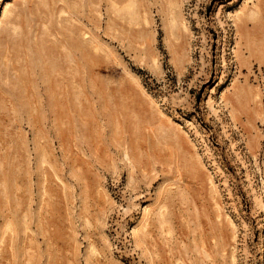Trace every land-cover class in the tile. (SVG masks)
Masks as SVG:
<instances>
[{"label": "rangeland", "instance_id": "obj_1", "mask_svg": "<svg viewBox=\"0 0 264 264\" xmlns=\"http://www.w3.org/2000/svg\"><path fill=\"white\" fill-rule=\"evenodd\" d=\"M0 264H264V0H0Z\"/></svg>", "mask_w": 264, "mask_h": 264}, {"label": "bare ground", "instance_id": "obj_2", "mask_svg": "<svg viewBox=\"0 0 264 264\" xmlns=\"http://www.w3.org/2000/svg\"><path fill=\"white\" fill-rule=\"evenodd\" d=\"M61 2V1H60ZM68 2V1H67ZM115 3V2H114ZM66 4V2H65ZM78 4V3H77ZM114 11H115V8H114ZM116 12V11H115ZM130 14L129 15H132L134 13V11H131L129 12ZM67 45L69 46L70 50L72 51H75V52H79V53H87L86 49L84 48V46L82 45V43H80L79 41H67ZM75 62H78V61H75ZM76 65L78 66V63H76ZM80 83L83 81L84 79V76L79 73V75L77 76L76 78Z\"/></svg>", "mask_w": 264, "mask_h": 264}]
</instances>
